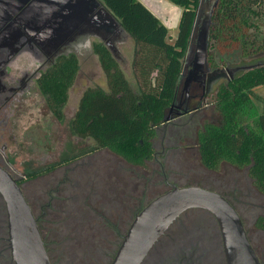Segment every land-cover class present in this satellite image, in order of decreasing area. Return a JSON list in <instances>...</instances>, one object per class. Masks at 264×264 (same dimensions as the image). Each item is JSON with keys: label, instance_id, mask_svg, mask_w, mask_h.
I'll return each instance as SVG.
<instances>
[{"label": "flooded vegetation", "instance_id": "af4514ba", "mask_svg": "<svg viewBox=\"0 0 264 264\" xmlns=\"http://www.w3.org/2000/svg\"><path fill=\"white\" fill-rule=\"evenodd\" d=\"M92 38L95 37L78 28L55 44L41 40L37 31L20 28L13 29L7 43H0V167L21 189L36 220L49 263L111 264L135 215L150 200L174 186L199 185L218 192L233 206L259 264H264V204H257L264 199V190L256 186L254 193L258 192L261 197H252L240 187L224 188L231 193L229 195L218 186L215 178L204 174L217 169L206 167L199 152L198 131L203 125L198 128L196 114L203 110L208 95L206 73L209 70L205 67L185 89V74L191 66L186 64L184 77L180 79L171 103L173 106L170 104L164 115L170 118L154 127L150 158L142 164L125 160L130 166H136L133 170L127 171L121 162L112 165L111 169L101 170L108 187L104 196H99L92 185L95 172L90 175L87 169L93 164L94 150L104 148H94L80 156L74 154L67 157L65 163L53 160L43 168L36 167V163L30 164L28 159L26 165H21L27 160L19 140V121L26 112L30 93L36 88L41 74L58 56L92 43ZM183 142L186 144L181 146ZM223 162L234 169H243L245 178L249 175L247 166L238 167L226 160L219 165ZM191 177L200 178L186 181L193 179ZM127 183L129 188L124 190ZM140 185L148 190H156L159 185L164 190L149 200H143L136 195ZM102 197L105 201L94 202ZM257 197L259 200L255 199ZM116 203H119L117 207ZM123 207L129 215L127 218L121 215ZM112 210L117 216L109 218ZM259 217L263 219L259 220ZM122 220L123 225L127 222L126 227L119 224ZM0 264H15L1 197ZM139 264H227L216 218L202 208L183 211L152 244Z\"/></svg>", "mask_w": 264, "mask_h": 264}, {"label": "trees", "instance_id": "16d2710c", "mask_svg": "<svg viewBox=\"0 0 264 264\" xmlns=\"http://www.w3.org/2000/svg\"><path fill=\"white\" fill-rule=\"evenodd\" d=\"M100 1L133 41L134 86L104 43L92 42L107 89H84L70 120L71 130L79 138H91L95 148L142 164L151 157L154 127L173 102L194 29L209 1L169 0L181 9L172 40L168 27L140 0ZM213 50L220 55L239 50L241 56L264 51V0H215L207 29V66H211L209 52ZM78 69L76 53L62 54L37 81L47 108L58 120L63 117L62 108ZM262 85L264 64L219 85L213 101L221 121L205 123L198 131V143L206 167L217 168L222 160L247 166L249 175L264 188V108L258 112L253 101V92ZM253 114L252 126L244 124L246 116Z\"/></svg>", "mask_w": 264, "mask_h": 264}, {"label": "water", "instance_id": "95a60500", "mask_svg": "<svg viewBox=\"0 0 264 264\" xmlns=\"http://www.w3.org/2000/svg\"><path fill=\"white\" fill-rule=\"evenodd\" d=\"M209 14L206 2L195 27L194 52L184 78L185 89L205 66ZM20 28L37 31L41 40L55 44L80 28L102 41L116 59L119 57L116 44L129 37L100 0H0V29H3L0 43H7L13 29ZM258 66L260 63L227 64L207 71V94ZM0 197L5 206L15 264H50L30 207L16 181L2 167ZM191 208L208 210L216 218L227 264H259L233 206L218 192L199 185L174 186L150 200L135 215L111 264H139L173 220Z\"/></svg>", "mask_w": 264, "mask_h": 264}, {"label": "rangeland", "instance_id": "374dc122", "mask_svg": "<svg viewBox=\"0 0 264 264\" xmlns=\"http://www.w3.org/2000/svg\"><path fill=\"white\" fill-rule=\"evenodd\" d=\"M140 1L144 5H146L159 18V20L168 27V34L170 39L172 40L177 33V22L181 11L180 7L173 4L169 0ZM208 1L209 5L211 6L215 0ZM195 37L196 29L193 35L192 43L189 45L184 58V68L186 64H189L192 59ZM90 41L94 42L99 40L97 38H92L90 39ZM91 45L92 43H88L87 45L76 48L73 51L78 57L79 69L74 82L69 88L68 98L62 108L63 117L61 120L56 119L52 115L51 111L47 108L45 98L39 91L37 84L36 88H34V91L30 93L28 104L25 108L26 112L23 113V116L19 121V140L25 153L24 159H28L30 164L36 163V167L38 168H43L44 166L52 163L53 160H63L62 162L65 163V159H67V157H70L74 154H79L80 156V154H84L85 152L95 148L94 142L91 138L77 137L72 132L70 126L71 117L78 107L79 99L84 89L92 86H101L102 88L107 89L105 75L100 67L97 56L92 52ZM116 45L119 55L117 60L119 61V64L130 85L134 86L135 79L132 68V59L134 55L133 41L128 37L125 40L118 42ZM209 56L211 57V66H207L206 61L204 66L205 69L209 71L213 68L225 67L227 64H264V51L251 56H241L239 50L231 51L221 55L213 50L209 52ZM215 90L207 95L204 101L205 106L204 108H202L203 110L196 114L199 117L197 119L199 129L201 128V125H204L205 123L219 124L221 121V115L217 111L215 103L213 101ZM253 101L258 112L261 111L262 108H264V85L255 89V91L253 92ZM253 122L254 114L251 116H246L244 124L252 126ZM184 144L186 143L183 142L181 146H184ZM94 153L95 157L94 159H91L93 164L88 165L87 169L90 175H92V173L94 172L96 174L95 177H92V185L99 193V196H104L106 194V189L108 188L104 183V171L101 170H108L109 168L111 169L112 165H116L117 162H121L123 165H125L127 171L129 169L133 170L136 167L135 165L130 166L129 163H126L124 158L108 149H95ZM28 160L25 162L23 161V164L21 163V165H26L28 163ZM85 161H87V158L85 159ZM198 167L201 169V165L199 163ZM243 172V169H234L229 164L223 162L222 164L217 166L215 172H204V174L206 176L215 178V180L218 181V186L222 189L228 188L227 190H230L229 188L232 187H240L245 189V191H247L248 194L252 197L260 196L258 192L255 194L253 189H256V186L260 189H262L263 187L260 184H256L255 181H252L249 175L246 174L247 177L245 178ZM191 178L193 179L188 178L186 179V181L192 182L193 180H199L200 177ZM80 182H83V180H80ZM128 185L129 184L127 183V186L124 187V190H127L129 188ZM155 188L156 190H154V188L149 190L144 188L142 189L140 185L136 190V195L142 197L143 200H149L153 196L164 190L159 185ZM225 192L227 191L225 190ZM227 193L229 195L231 194L229 192ZM120 199L121 198H119L118 201ZM255 199L259 200V197ZM263 200L259 201L257 204H264ZM101 201H105V199L103 197L101 199L98 198L94 202ZM122 203H125V201L122 200ZM129 203H132V201H130ZM118 205L119 203L115 204L116 207ZM111 206L112 205H110V207ZM125 210L126 207H123V212L121 213L123 218H127L129 216L127 215V212H125ZM108 215L109 218H114L117 216V214L113 212V210ZM123 223L124 222L122 220L119 224L123 225ZM126 224L127 222H125L123 226L126 227Z\"/></svg>", "mask_w": 264, "mask_h": 264}, {"label": "crops", "instance_id": "0c3cea01", "mask_svg": "<svg viewBox=\"0 0 264 264\" xmlns=\"http://www.w3.org/2000/svg\"><path fill=\"white\" fill-rule=\"evenodd\" d=\"M173 38V37H172Z\"/></svg>", "mask_w": 264, "mask_h": 264}]
</instances>
